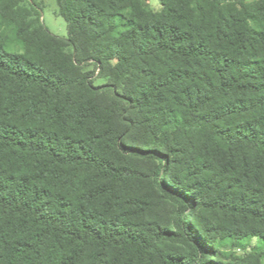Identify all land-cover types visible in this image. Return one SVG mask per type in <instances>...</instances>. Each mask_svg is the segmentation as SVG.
<instances>
[{
  "label": "trees",
  "instance_id": "obj_1",
  "mask_svg": "<svg viewBox=\"0 0 264 264\" xmlns=\"http://www.w3.org/2000/svg\"><path fill=\"white\" fill-rule=\"evenodd\" d=\"M56 1L0 45V264H262L216 242L264 246V0Z\"/></svg>",
  "mask_w": 264,
  "mask_h": 264
},
{
  "label": "rangeland",
  "instance_id": "obj_2",
  "mask_svg": "<svg viewBox=\"0 0 264 264\" xmlns=\"http://www.w3.org/2000/svg\"><path fill=\"white\" fill-rule=\"evenodd\" d=\"M40 7V16L38 18L30 16L31 8L29 0H19L15 2L20 8L17 12L15 6L7 5L0 6V45L9 53L21 52L23 44L35 36V30L43 27L50 34L59 37H68V26L64 18L60 14L59 6L56 0H34ZM254 2L255 0H249ZM149 9L154 13H159L162 10V4L159 0H145ZM9 5V4H8ZM13 8V9H12ZM88 71H94V66L86 68ZM93 84L96 87L107 85L108 81L103 78H98V70L92 78ZM124 165L131 169H140L142 174L136 176L133 183L128 186V190L133 197L147 199L151 195L152 185L146 177L145 166L140 163V160L134 158H126ZM216 221H221L220 217L215 218ZM216 246L222 254L226 262L238 263L247 255L252 253L263 252L261 263L264 264V246L261 239L239 238L232 239L226 234L217 235ZM176 250L182 249L181 245H175Z\"/></svg>",
  "mask_w": 264,
  "mask_h": 264
}]
</instances>
